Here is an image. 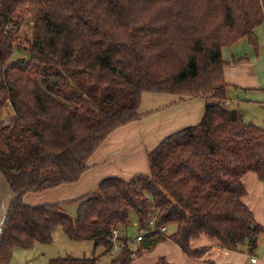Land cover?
<instances>
[{"label": "trees", "instance_id": "16d2710c", "mask_svg": "<svg viewBox=\"0 0 264 264\" xmlns=\"http://www.w3.org/2000/svg\"><path fill=\"white\" fill-rule=\"evenodd\" d=\"M28 20L33 34L22 48L17 32ZM263 22L264 0H0V174L14 195L0 264L15 249L51 244L58 228L108 255L111 231L127 228L131 212L140 229L154 219L153 232L137 251L119 237L124 247L109 264H132L160 242L200 259L210 249H191L190 241L201 236L223 250L253 252L264 227L242 202V178L253 173L264 183V127L225 108L222 49L245 39L257 56ZM15 51L26 53L23 63L13 61ZM144 93L201 98L204 113L147 152V175L105 178L74 200V218L61 203L23 202L27 193L76 183L102 142L141 118Z\"/></svg>", "mask_w": 264, "mask_h": 264}, {"label": "crops", "instance_id": "0c3cea01", "mask_svg": "<svg viewBox=\"0 0 264 264\" xmlns=\"http://www.w3.org/2000/svg\"><path fill=\"white\" fill-rule=\"evenodd\" d=\"M255 36L258 41L257 56L245 39L222 49V58L227 64L224 68V81L230 85L224 105L226 109L236 111L244 124L264 127V123H248L242 118L253 110L264 111V22L255 30ZM234 60L241 61L234 63ZM204 106L205 101L201 98L142 94L138 109L141 118L114 130L92 154L88 160L89 169L76 183L41 193H27L23 202L30 206L61 203L65 209L66 206L75 204L74 200L95 193L100 181L105 178L117 177L128 181L137 174L147 175V152L172 131L197 124L204 113ZM4 181L3 176L0 177V234L8 204L14 199ZM242 184L246 191L242 202L252 212L255 220L264 227V183L255 174L247 173L242 178ZM76 209L77 205L73 210ZM67 214L73 217L71 213ZM127 228L119 231V237L137 251L139 245L133 240L138 235L130 237ZM262 235L263 245L259 256L253 253L239 259L241 254L223 250L215 241L201 236L190 241L191 249H210L200 259L184 256L178 246L171 242H160L154 250L142 252L135 257L132 264H156L160 258H164L167 264H245L252 255L257 258V264H264V233ZM37 245L39 244L34 246ZM96 249L93 247L94 251ZM28 250L30 249H15L9 264H47L53 260L52 254H46L42 248L32 252Z\"/></svg>", "mask_w": 264, "mask_h": 264}, {"label": "rangeland", "instance_id": "374dc122", "mask_svg": "<svg viewBox=\"0 0 264 264\" xmlns=\"http://www.w3.org/2000/svg\"><path fill=\"white\" fill-rule=\"evenodd\" d=\"M32 28H33L32 21L28 20V21H24L22 23L21 29L17 32L18 33V38H19L18 42H19L20 47H22V48L26 47V43H25L26 39L31 40L32 34H33V29ZM26 57H27V55H26L25 52H23V51H20V52L15 51V53L13 55V61L17 62L20 59H23L25 61ZM23 62H21V63H23ZM8 111H9V108H7V107H4V109L2 110V113H1V124H3V125L6 124V121L9 118L7 116ZM242 118L245 119L248 123L261 125V124L264 123V111L253 110L249 115H247L245 117L243 116ZM257 127H259V126L257 125ZM261 128H263V127H261ZM178 130H180V129H178ZM174 132H176V131H172V133H174ZM172 133H169L168 135H170ZM168 135H166V136H168ZM0 177H2V176H0ZM3 180H5V179L3 178ZM6 186H7V184H6ZM74 208H76L75 204H71V207H67V206L65 207L66 212L69 213V214L71 213V215H73V218L75 217V212H76V211L73 210ZM129 218H130V225L127 228V229H129V231H128L129 232V236L130 237H135L140 232V230L138 229L140 227L137 225L136 214L134 212H131ZM175 229L176 228H175L174 225L168 226L167 235H171L175 231ZM120 230L122 231V230H126V229L122 228ZM52 237H53V241H52L51 244H49V245H41V244H39L40 246L39 245L33 246L28 251L32 252V251H35L38 248H42V249H44L46 254H52L53 257H51V258H53V259L65 258L67 256L68 257L83 258V256H84L86 258H92V257L100 258L98 260L99 262L96 263V264H109L110 261H111V259H110V257L108 255L103 256V251H104L103 248L99 247V248H97L94 251L92 243H90L89 241H71V240H69L67 238V236L59 228L56 229L53 232ZM262 245H263V235L260 234L258 236V238H257V241H256L255 250H253V252H252V250L241 246L236 251V253L241 254V255H239L238 258L242 259V258L246 257V255L249 256L250 254H253V253L259 256L260 255V250L262 249ZM180 252H181V250H180ZM47 264H48V262H47Z\"/></svg>", "mask_w": 264, "mask_h": 264}, {"label": "built area", "instance_id": "2783aa9c", "mask_svg": "<svg viewBox=\"0 0 264 264\" xmlns=\"http://www.w3.org/2000/svg\"><path fill=\"white\" fill-rule=\"evenodd\" d=\"M153 226L154 219H150L147 226L145 228L140 229L138 236L133 241L139 244L144 239L145 235L153 232ZM165 232L166 228L162 227L159 233L163 234ZM108 239L112 243V247L108 252V256L113 259L123 249L124 245L119 241V231L117 229L111 231V234ZM257 262L258 260L255 256H250L245 264H257Z\"/></svg>", "mask_w": 264, "mask_h": 264}, {"label": "water", "instance_id": "95a60500", "mask_svg": "<svg viewBox=\"0 0 264 264\" xmlns=\"http://www.w3.org/2000/svg\"><path fill=\"white\" fill-rule=\"evenodd\" d=\"M19 61H20V62H23L24 60H23V59H20Z\"/></svg>", "mask_w": 264, "mask_h": 264}]
</instances>
